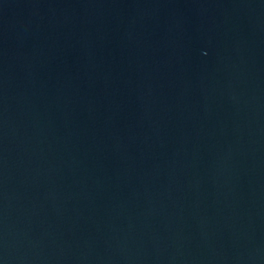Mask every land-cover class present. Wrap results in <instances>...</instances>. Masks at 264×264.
Masks as SVG:
<instances>
[{
	"label": "water",
	"instance_id": "95a60500",
	"mask_svg": "<svg viewBox=\"0 0 264 264\" xmlns=\"http://www.w3.org/2000/svg\"><path fill=\"white\" fill-rule=\"evenodd\" d=\"M0 264H264V0H0Z\"/></svg>",
	"mask_w": 264,
	"mask_h": 264
}]
</instances>
